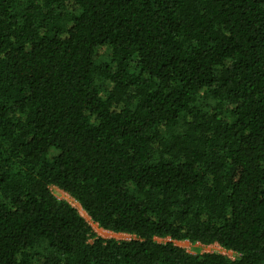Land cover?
<instances>
[{
    "label": "trees",
    "instance_id": "1",
    "mask_svg": "<svg viewBox=\"0 0 264 264\" xmlns=\"http://www.w3.org/2000/svg\"><path fill=\"white\" fill-rule=\"evenodd\" d=\"M0 264H264V0H0Z\"/></svg>",
    "mask_w": 264,
    "mask_h": 264
},
{
    "label": "rangeland",
    "instance_id": "2",
    "mask_svg": "<svg viewBox=\"0 0 264 264\" xmlns=\"http://www.w3.org/2000/svg\"><path fill=\"white\" fill-rule=\"evenodd\" d=\"M54 193L59 197V198H64L67 199L69 202H71L75 207H77L80 211V213L84 216H86L83 213V209L80 206V204L78 202H76L72 197H70L67 193H65L64 191L60 190L59 188L53 187ZM86 219L91 223V225L93 226L94 230L97 232L98 235L103 236L105 238H116V239H129L131 238V235L128 234H122V233H114V234H110V233H105L103 230V228H100L99 226H97L98 224L93 222L91 220V218L88 216H86ZM105 230V229H104ZM158 241H166V240H170L169 238L167 239H161V238H157ZM176 244L185 247L188 251L192 252V253H203V252H212V251H216V252H220V253H224L228 256H230L231 258L235 257V254L232 251H227L224 248H222L220 245L218 244H212V245H202L200 243H196V244H192L189 241H175Z\"/></svg>",
    "mask_w": 264,
    "mask_h": 264
},
{
    "label": "bare ground",
    "instance_id": "3",
    "mask_svg": "<svg viewBox=\"0 0 264 264\" xmlns=\"http://www.w3.org/2000/svg\"><path fill=\"white\" fill-rule=\"evenodd\" d=\"M83 213L87 216V218H88V215H87V213L83 210ZM98 226V225H97ZM101 230H103L105 233H110V234H114V232H111V231H108V230H104V229H101Z\"/></svg>",
    "mask_w": 264,
    "mask_h": 264
}]
</instances>
